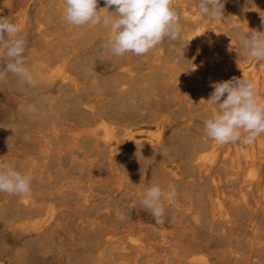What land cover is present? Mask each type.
Instances as JSON below:
<instances>
[{
	"label": "bare ground",
	"instance_id": "obj_1",
	"mask_svg": "<svg viewBox=\"0 0 264 264\" xmlns=\"http://www.w3.org/2000/svg\"><path fill=\"white\" fill-rule=\"evenodd\" d=\"M13 1L0 0L2 17L10 20ZM222 2V19L213 20L200 13L199 0H172L179 38H165L145 55V63L155 73L168 72L165 83L182 92L171 98L164 94V109L150 114L158 129L150 140L118 126V117H128L126 113L92 96L101 87L91 86L86 56L93 46L110 51L108 31L68 24L64 0H20L13 23L27 42L25 66L37 83H22L11 73L0 81V163H12L34 179L30 196L0 192V264H34L42 258L54 214L46 206L47 184L64 187L75 172L85 178L87 191H61L56 198L75 201L83 213L77 231L97 254L96 260L89 258L95 264H264V134L251 144L221 145L204 130V121L218 111L208 101L214 83L250 79L264 96V60L246 58L237 40L252 30L264 32V0ZM105 7L98 0L101 16L107 14ZM108 11L115 12V6ZM181 51L183 57L177 55ZM129 54L118 57L110 51L104 56L117 69L115 94L133 102L156 82L154 76L143 78L145 84L135 88ZM2 59L6 57L0 56V68L6 67ZM30 104L35 112L28 110ZM137 183L135 192L128 189L127 184ZM152 185L161 187L165 220L180 233L147 238L140 225L123 245L101 222L119 214L111 208L112 197L131 202L124 210L139 218L153 217L140 203ZM172 189L176 195L170 198ZM182 218L189 222L184 225ZM6 237L9 246L3 243Z\"/></svg>",
	"mask_w": 264,
	"mask_h": 264
},
{
	"label": "clouds",
	"instance_id": "obj_2",
	"mask_svg": "<svg viewBox=\"0 0 264 264\" xmlns=\"http://www.w3.org/2000/svg\"><path fill=\"white\" fill-rule=\"evenodd\" d=\"M107 14L97 10L98 0H64L63 16L74 26L89 24L102 26L108 31V45L115 56L132 53L144 56L161 44L165 38H179L178 14L172 0H104ZM115 6V12L108 8ZM222 0H199L198 8L209 19H222ZM115 13V16L112 14ZM21 29L7 17H0V56L6 67L0 68V81L9 73L17 75L22 83L35 86L32 72L26 67L27 42L20 37ZM237 40L246 58L264 60V32L252 30L250 35H238ZM183 57V51L177 53ZM214 91L208 101L218 106V111L204 121L206 135L218 144L253 143L264 134V96L257 94L256 84L246 78L233 77L212 85ZM224 99L221 101V98ZM35 112V105H28ZM34 174L21 173L12 163H0V192L30 196ZM176 195L172 189L168 193ZM163 191L159 185L148 187L140 201L154 217L156 223L165 222ZM123 219V216L121 217Z\"/></svg>",
	"mask_w": 264,
	"mask_h": 264
},
{
	"label": "rangeland",
	"instance_id": "obj_3",
	"mask_svg": "<svg viewBox=\"0 0 264 264\" xmlns=\"http://www.w3.org/2000/svg\"><path fill=\"white\" fill-rule=\"evenodd\" d=\"M11 7L12 8H10L8 17L10 18V20H12L11 22H14L13 19H16L20 13V0H14ZM0 17L2 16L0 15ZM91 49L93 50L90 56L91 60H89L90 57L88 56V53L87 56L83 54V58L86 56V62L90 63L89 81L90 83H92L91 86L93 88L95 87L94 84H96L97 87L102 88V90L101 88H99L100 91H98V89L94 91L95 89H93V98H95L96 100L99 99V97L104 98L106 102L108 100L107 103L110 102L115 110H122L126 113L128 117H126L125 115L118 117V126H126L128 130H136L137 132H139L140 138H147L150 140L155 139L158 129L157 127H155L156 121L152 119L150 114L155 111L164 109L166 104L164 102V94L168 98H171L176 96L178 93H181L182 90L176 88L172 83H165V79L167 80L168 78V72L159 70V73H155L156 71L153 70L154 68L149 67L145 63V55L139 58L131 53L132 56L130 54L126 55V60L128 63L132 64V67L134 68L133 85L135 86V88H137L138 85L139 88H141L143 86L141 84H145L144 81L150 80L153 76L156 85L151 92H144L143 96H140L138 99L136 98V100H134L133 102L125 101L123 100L126 99L125 96H122L120 94L117 95L118 93L117 90H115L116 88L112 86L113 82H115L113 80L118 79L119 76L117 74V69L114 67V64L108 61L105 57L110 53V51H105V49L101 47L96 48L94 46ZM170 57L171 56H168V58ZM173 61H175L177 64L180 63L178 59H174ZM150 69L151 72H149ZM156 74L158 75L156 76ZM140 78H145V80H142L143 83ZM109 81L110 83L112 82L111 85H109ZM135 81H137L138 83ZM97 92L98 94L99 92L100 94L102 93L101 96L100 94L97 95ZM196 114L197 112L194 111L191 113V116L197 120V117H195ZM192 129H194V127ZM166 136L168 137L169 133H167ZM67 169V167H64L65 171ZM46 171L48 175H51L54 171L51 160L47 161ZM71 176V180L64 187L60 186L54 181L47 184V198L45 199L46 206L52 208L54 210V214L49 221V232L44 246L45 248L43 256L41 259H37V262L39 264H95V262H91L89 258L93 260L97 259V254L91 253L90 251V243L87 240H84L81 234H79V231H77L78 217L79 215H83V213H81V211L77 209L75 201L63 203L58 201V199L56 198V194L60 193L61 191L79 193L87 191L88 184H85L86 181L83 175L75 172ZM139 185L140 183L127 184V187L128 189H132V192H135ZM99 190L102 191V189ZM114 195L115 193H113L112 196ZM129 205H131V202L127 204V201L125 199H121L118 196L112 197L111 208L113 210H117L119 214L117 216L113 215L112 217L104 218L101 220L102 226L111 229L116 238L123 245L131 241L130 234L136 233L140 225L143 226V233L147 238H153L160 233H164L166 235L170 234L174 236L180 233V231L172 226V221L165 220L163 224H158L156 223L154 217L143 214L139 218L134 214V212H128L126 209L124 210V207ZM122 216L123 219H121ZM182 222L185 225L189 221L182 218ZM3 243L4 245L6 244L9 246L10 239L6 237L3 240ZM36 255L38 256L37 253ZM37 262L35 261L36 264H38Z\"/></svg>",
	"mask_w": 264,
	"mask_h": 264
}]
</instances>
